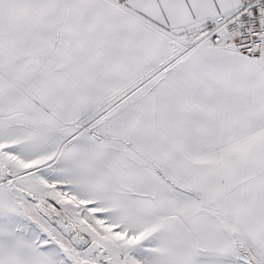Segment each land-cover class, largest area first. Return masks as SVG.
Returning <instances> with one entry per match:
<instances>
[{"label": "snow or ice", "instance_id": "1", "mask_svg": "<svg viewBox=\"0 0 264 264\" xmlns=\"http://www.w3.org/2000/svg\"><path fill=\"white\" fill-rule=\"evenodd\" d=\"M0 264H264V0H0Z\"/></svg>", "mask_w": 264, "mask_h": 264}]
</instances>
